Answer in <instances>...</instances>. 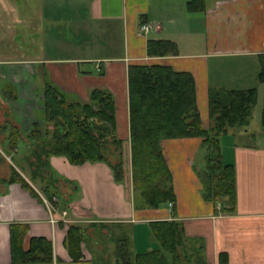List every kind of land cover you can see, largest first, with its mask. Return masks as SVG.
I'll use <instances>...</instances> for the list:
<instances>
[{"label": "crops", "instance_id": "crops-1", "mask_svg": "<svg viewBox=\"0 0 264 264\" xmlns=\"http://www.w3.org/2000/svg\"><path fill=\"white\" fill-rule=\"evenodd\" d=\"M188 2L0 0V32L3 31L1 25H6L8 19H21L24 24L30 21L32 30L22 28V40L41 41L48 35L50 41L58 42L59 49L63 35L72 34L68 40L75 44L66 48H71L74 53L80 42L87 59L48 63L52 66V83L66 97L77 99L81 104L88 103L90 89L109 92L116 105L117 138L124 143L123 147H130L127 75L132 64L157 65L175 73L190 74L196 84L198 111L204 129L210 127V91L247 92L256 90L250 87L253 84L264 86L259 82L260 60L264 58V0H208L206 12L202 14H189L186 11ZM40 8L43 12L36 13L35 10ZM38 18L41 23L33 26L32 20ZM193 19L200 23L199 30L204 39L206 35L201 49L196 45L188 53L179 50L178 57L147 58L149 41H174L197 35L190 28ZM141 22L150 27L147 34L140 31ZM116 34L123 39L120 47L125 49V57H98L110 46L111 35ZM75 63L94 65V73L83 72L78 76L72 66ZM7 67L8 63L0 62V145L9 153L6 124L11 120L19 125L22 122L17 116L11 118V112H7L13 104L3 97L4 92L8 85L16 87L19 94L24 92L23 73H33V70ZM15 73L20 75V81L13 75ZM21 132L24 136L28 133ZM254 138L245 130L229 131L220 138L224 163L234 167L236 172V212L233 215L216 214L214 206L200 196L203 188L194 173L195 158L202 150V142L198 139L167 141L161 146L177 198L175 213L168 205L158 211L136 210L131 174L126 171L124 184L118 185L106 165L73 167L64 159L53 158L50 160L52 170L71 189L68 196L58 192L60 207L80 225L90 223L92 228L86 229L87 234L100 226L129 227L132 251L136 248V229L150 222L175 221L182 225L188 239L203 242L207 264H220V257H226L227 264H264V143H251L250 139ZM24 144L16 153L25 150ZM1 167L5 169H0V264H12L10 228L13 226L27 228L24 252L29 250L31 240H44L52 245V264H95V257L86 256L85 251L80 263L71 261L64 245L69 229L67 224L51 225L52 216L50 218L46 205L39 200V192L30 185L23 172L20 175L35 195L19 184H9L12 171L9 166Z\"/></svg>", "mask_w": 264, "mask_h": 264}, {"label": "trees", "instance_id": "trees-1", "mask_svg": "<svg viewBox=\"0 0 264 264\" xmlns=\"http://www.w3.org/2000/svg\"><path fill=\"white\" fill-rule=\"evenodd\" d=\"M207 1L189 0L186 11L189 14L205 13ZM143 25L145 23L141 22L140 26ZM178 55V48L173 43L149 41L146 44L148 59ZM260 65L259 82L264 85V58H261ZM127 81L131 186L135 209L158 211L172 204L175 213L177 198L161 146L167 141L198 139L205 154V171L202 178L198 177L204 201L212 204L218 215H233L236 212V172L234 167L224 163L220 138L229 131L246 130L250 126L258 104V92L210 91V127L204 129L198 111L196 84L190 74L175 73L168 67L157 65L132 64L128 67ZM17 93L14 86L8 85L4 98L16 104L19 99ZM40 106L43 109L40 120L32 125L27 135L22 134L20 125L14 120L6 124L9 151L16 153L25 143V149L34 155L36 162L29 161L32 182L51 180L49 161L54 158L64 159L73 167L106 165L114 182L124 184V143L116 135V105L109 92L94 89L89 94L88 103L81 104L68 101L59 88L52 82H46ZM111 147L120 154L114 165L105 156ZM9 184H19L35 195L16 171L12 170ZM44 192L48 200L58 199L55 185L46 186ZM97 230L105 231L109 243L115 246L113 257L116 264H207L203 242L188 239L182 225L175 221L150 222L136 229V253L132 251V240L127 233L120 237L112 235L107 226H100ZM26 235L24 226L10 228L12 264H52V245L47 241L33 239L29 250L24 252ZM88 240L83 228L69 227L64 245L73 263L84 260L83 251ZM226 260V257H220L219 263L227 264Z\"/></svg>", "mask_w": 264, "mask_h": 264}, {"label": "rangeland", "instance_id": "rangeland-1", "mask_svg": "<svg viewBox=\"0 0 264 264\" xmlns=\"http://www.w3.org/2000/svg\"><path fill=\"white\" fill-rule=\"evenodd\" d=\"M36 13L39 14L43 12V10L37 9L35 10ZM51 11V10H49ZM39 17V15H37ZM191 19V18H190ZM189 19V20H190ZM39 22V18L37 20H32V25L35 26ZM26 24L22 22L21 19H8L6 21V25L2 24L1 29L3 30L0 32V62L8 63V67L6 69L10 68H18V67H26L29 70H33V73H23L24 79L22 81V88H24V92L19 94V90L17 89V95L18 98H22L23 101L18 102L16 104L12 105V109H8L7 112H11V118L14 119L15 116L19 117L21 120V129L25 132H29L31 130V127L34 123L39 122L40 114H42L43 109L40 106V103L42 101V91L44 87V83L52 82V61H62V60H80V59H87L85 56L86 54L83 53L82 47L84 46L80 42H76L80 47L77 49L75 48V52L72 53L71 48H66L68 45H74L75 43L71 42L70 39L72 37V34L65 33L63 35V39L59 44L62 45V48L58 46V42L50 41V38L48 35H45V40L41 41H26L22 40L21 38L24 37V34L22 32V28L25 30L31 31L30 21H25ZM41 23V21L39 22ZM198 24V25H197ZM32 26V27H33ZM40 26V25H39ZM47 23L45 24V28H47ZM191 29L194 30V35H191V37L183 36L182 39L179 40H170L165 39L162 40L164 42H170L177 46L178 51L181 50L183 53H188V51H191L194 46L198 45V49H201V45L204 43L205 39L204 36L201 35L200 29V23H196L195 19H193V23L191 24ZM121 36V35H120ZM118 34L111 35V44L109 47L105 48L103 54V58H118L121 59V57H125V49L120 47L122 44L123 39ZM206 42V41H205ZM180 44V47L178 45ZM184 48V49H183ZM194 51V50H193ZM196 53H200L199 50L195 51ZM39 61L43 63H38ZM49 63V64H48ZM74 70L76 71L78 76H81L83 72H93L94 73V65H82L75 63ZM18 78L20 81V75L18 73L13 74ZM20 87V86H19ZM27 87V88H25ZM57 87V86H56ZM253 89H256L258 91V104L253 112L250 126L245 130L249 133L250 136H254V139H250L251 143L261 144L264 143V126L262 125V113L264 108V86H257L256 84H253ZM16 88V87H15ZM58 88V87H57ZM89 91H92L91 89ZM21 95V96H20ZM4 97V96H3ZM68 101L70 102H78L77 99H72L71 97L67 96ZM10 110V111H9ZM14 116V117H12ZM23 126V127H22ZM28 134V133H27ZM0 149L2 150V153L0 152V165L1 166H9L10 171H16L17 173L23 172V175L30 181V185H32L40 194L39 200L43 201L46 200L49 202L48 207L46 206V209L51 211L52 219H56L57 223H65L68 227L70 226H78L81 228H84V230L87 232L88 229H91L92 226L90 223H83L79 224L77 220H72L70 215L66 213L67 211H63V209L60 207V198L57 199V203H53V201H50L46 198L45 195V188L46 186L55 185L57 191L61 193L63 196H68L71 192V189L68 187L67 183L62 181V178L56 174L51 167L50 161V172L51 180L45 181V182H32L31 181V173H30V165L29 161H34V155L32 151L29 153L27 149H25L22 152L19 153H12L9 151L7 153L5 149L0 145ZM13 155L12 157L9 155ZM105 156L109 160V162L114 165L119 160L120 154L114 151V148L111 147L109 152L105 153ZM123 163H124V171L128 173V175L131 174V160H130V147L126 146L123 147ZM204 151L200 150L197 153V156L195 158V165H194V173L197 177L202 178L203 173L205 171L204 166ZM10 160H8V158ZM28 160V161H27ZM11 161V162H10ZM30 161V162H31ZM0 169H5V167H1ZM33 171V170H31ZM53 176V177H52ZM61 180V181H60ZM201 198L204 200V193L203 189L200 193ZM45 205V204H44ZM170 209V208H169ZM56 211V213H55ZM172 211V209H171ZM66 215L65 218H63V215ZM50 215V213H49ZM50 216V218H51ZM57 217V218H54ZM71 219V220H70ZM70 222H69V221ZM108 226V225H107ZM87 229V230H86ZM110 231L112 232V235L115 236H123L125 233L128 235H131L129 227H125L124 225L119 226H109ZM105 237H104V236ZM108 234H106L105 231L94 229V231H88V242L87 247L84 249L86 256H93L95 257V264H116V260L113 257V254L115 252V246L109 243V239H107ZM131 238V237H130ZM134 243V242H133ZM133 252L136 253V248L133 247ZM89 252V253H88Z\"/></svg>", "mask_w": 264, "mask_h": 264}, {"label": "built area", "instance_id": "built-area-1", "mask_svg": "<svg viewBox=\"0 0 264 264\" xmlns=\"http://www.w3.org/2000/svg\"><path fill=\"white\" fill-rule=\"evenodd\" d=\"M140 31H141L143 34H147V33L150 31V27L144 25V26H142V27L140 28ZM43 202H44V204H45V205L48 207V209H49V206H48L49 202L46 201V200H43ZM53 203H57V200H56V199H53ZM168 207H169L170 209H172V208H173V205H172V204H169ZM49 213H50V216H51V211H50V210H49ZM65 217H66V215H65V213H64L63 218H65ZM50 223H51V225H57V224H58L57 221L54 220V219H52V218H51V220H50Z\"/></svg>", "mask_w": 264, "mask_h": 264}]
</instances>
